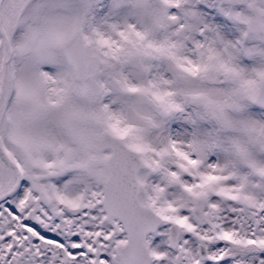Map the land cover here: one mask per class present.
Masks as SVG:
<instances>
[{
	"label": "snow or ice",
	"instance_id": "6c2138e0",
	"mask_svg": "<svg viewBox=\"0 0 264 264\" xmlns=\"http://www.w3.org/2000/svg\"><path fill=\"white\" fill-rule=\"evenodd\" d=\"M0 264H264V0H0Z\"/></svg>",
	"mask_w": 264,
	"mask_h": 264
}]
</instances>
